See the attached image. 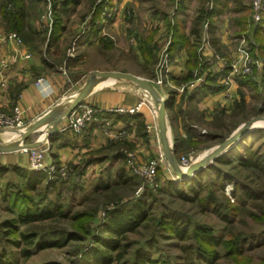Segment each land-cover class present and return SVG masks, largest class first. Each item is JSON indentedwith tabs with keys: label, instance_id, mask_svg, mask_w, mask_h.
<instances>
[{
	"label": "rangeland",
	"instance_id": "374dc122",
	"mask_svg": "<svg viewBox=\"0 0 264 264\" xmlns=\"http://www.w3.org/2000/svg\"><path fill=\"white\" fill-rule=\"evenodd\" d=\"M76 1L77 4L73 3L67 7V13L61 14L58 10L61 9V4L58 0L57 2H54V0H23L28 15V22L29 24L31 23L38 33V35L32 37V45L40 47L41 53L43 50L48 51L49 48H52L53 52L57 51L58 57L52 59L54 63L65 66L72 62L75 65L76 71L78 69V73L80 74H87L91 68L107 66L131 71L136 74L140 73V71L142 73V70L150 72L154 68L153 71L157 75V67L160 60L163 55L169 54L168 48L174 39V18L166 17L167 12L163 8V0H133L136 4L138 3L135 8L131 5L132 1L128 2L127 0H125V4L123 0H120V2L118 0ZM244 1L248 4L249 12L245 16L244 23L239 26L238 31L243 36H241V39L235 40V48L243 46L242 48L249 53L254 63L251 65V72L244 75L245 78L242 80V76L231 78L232 82L236 85L235 95L231 96V103L226 108L218 107L209 116H205V114L189 115L187 121L195 126L192 133L188 135L190 137L195 135V139H199V141L201 139L206 140L205 142L191 140L195 144L189 145V149L184 148L181 151L182 155L177 159L179 167L181 157H185L190 166L212 152L224 140L232 137L238 127L251 119L264 117V26L261 24L264 21V16L261 22H254L251 9L252 0ZM53 4L56 6L57 16L60 17L63 23L64 33L60 36L59 40L47 47L46 43L48 42L49 31L55 15L52 7ZM97 5H102V10L100 15L96 17ZM262 7L264 9L263 0ZM259 25L262 28L257 33L256 28ZM178 34L181 35L182 33L178 32ZM89 37L93 39L91 42L84 41ZM185 41L187 42V40ZM143 44H151L149 47L155 46L157 48L154 64H144V60H142V56L139 53V48ZM104 45H108V47ZM193 45L196 46L195 43ZM29 52L31 53L30 50ZM67 55L71 56V58H66ZM197 55L194 69H196L198 64L200 66L202 62L200 52ZM218 58L217 60L223 61ZM41 61L48 63L44 55H42ZM238 65L239 67L241 66L240 64ZM90 74L88 73L86 77ZM219 74L222 76L218 77V79L222 77L223 79L226 78L225 71H220ZM211 75L213 76V74ZM160 77L165 81L168 80L169 76L168 74H163ZM154 78L146 80L152 81ZM72 91H68L64 98L72 94ZM148 104L151 105L150 103ZM178 104H180V101ZM169 115L171 116L170 113L168 117ZM207 134L215 135L218 138L212 140L206 137ZM169 137L171 140L172 136L170 135ZM17 139H19V136L16 135V139L10 142ZM239 141H241L242 147L248 149L250 153H256L264 158V123H258L256 128L242 136ZM122 147L121 151L125 155V158L118 165H121V163L125 164L128 155L135 158L134 153L128 145H122ZM19 153L21 152L19 151ZM4 155L6 154H0V157ZM22 155H27V161L23 162L27 166L23 169L29 170L28 154L22 153ZM155 156L153 155L148 160L153 159ZM48 161L44 156V163H48ZM13 162L15 163L14 167L22 168L19 166L21 165V160ZM104 163L106 164L105 168L102 165L101 170L99 168L92 170L95 173V175L93 174L94 178L101 174V176L96 178V181L91 180L92 173L87 172V163L80 165H73V162L70 161L58 164L53 163L56 168L64 165L67 169L65 177L60 178L63 182L54 185L48 195L53 205L59 206V211L63 213V217L55 214L47 220L27 224L16 223L17 231L10 228L6 239L8 241L18 240V233H22L27 235L35 234L37 237L48 235L47 238H43L42 240L58 241L59 239H63L65 234L79 230L77 225L86 223L85 220H73L75 215L80 213H88L91 217L93 216L91 222L88 224V230L90 229L92 232L96 227H99L98 225L102 223L105 215L113 210L115 206L124 205L130 201L141 200L148 210L149 218L136 232L130 233L126 237V241L133 244V249L140 247L141 243H145V253L150 259L158 261L166 260V262H171V264H183L189 258L195 260V262H199V260H196L198 257L191 246L195 243L192 236L185 241H180L165 232L154 234L157 231L154 228V224L156 220L162 218L165 221L173 223L175 227L187 225L190 228V234L192 228L196 226L209 228L213 237L220 241L245 236V243L242 244L240 256L233 257L230 260V258L224 255L223 249L218 246L216 248L218 257L215 264H260L261 259H264V221L257 219V216H264V165L261 169L253 171L241 168L236 164L216 163L214 164V168L218 170V175L216 171L208 169L209 166L213 165V162L198 173L200 175L198 178L199 184H192L193 187H196L194 189H196L197 194L189 190L190 185L187 184L185 186V194L188 197H195L197 195L195 201H191L194 198L188 201L182 200L173 191L174 188L180 190L183 186H179L180 184L176 181L166 161L158 168L157 187L155 190L146 188L141 180H128L127 176L119 177L114 181L112 174L107 172L111 167L109 159ZM6 166L10 167L11 165ZM6 166L0 163V189L16 190L18 187L15 186V183H20V180L17 179L18 177H15L16 175L13 170L1 169V167L7 168ZM29 171L31 172V170ZM37 173L43 176H41L43 181L39 182V186L37 187V191L40 193L46 183L47 175L42 171H37ZM225 177L230 182L224 183L222 178L224 179ZM139 188L142 189L140 192H138ZM17 192L20 193L21 189L19 188ZM233 192H235V196ZM29 195L33 201H39L38 197L32 194ZM208 197L217 199V210L221 215H217L212 211L211 206L202 204V200ZM13 199L10 196L3 200L2 195H0V225L6 221H17L19 219L17 210L10 209L8 206V204L12 203ZM19 200L16 202L20 203ZM233 206L237 210L228 211ZM24 209L25 207H20L19 211H24ZM225 215L228 218L224 219ZM126 241L124 240V242ZM152 242L153 244H149ZM8 243L5 246H1L0 244V249H3L0 250V253L4 251L6 253L10 251L15 252V262L17 264H44L48 262L73 264L76 261L78 262L79 259L76 254L78 253L79 255L82 251V246L87 245L85 240H72L62 248L53 247L38 250L29 258L22 259L18 255L17 248L11 247ZM24 246L22 244V247ZM181 246H189L191 248L181 251Z\"/></svg>",
	"mask_w": 264,
	"mask_h": 264
},
{
	"label": "crops",
	"instance_id": "0c3cea01",
	"mask_svg": "<svg viewBox=\"0 0 264 264\" xmlns=\"http://www.w3.org/2000/svg\"><path fill=\"white\" fill-rule=\"evenodd\" d=\"M118 1L120 2V0ZM127 1H132L131 5L134 8L138 4L133 0ZM163 2V8L167 12L166 17L174 18V27L187 40L185 47L179 51L169 52L167 71L169 77L166 80V86H163V91L161 92L162 96L167 98L168 101L174 95V107L167 108L166 111L167 138L171 143L174 139L186 141L187 135L194 130L195 125L187 121L189 115L205 114V116H209L214 109L218 107L226 108L231 103L230 98L232 99L231 96L235 95L236 85L231 80L225 90L221 83L225 78L218 79V77L222 76L219 74L220 71L228 70V68H224L221 60H217V57L222 59L227 65L239 59L238 48H235V40H239L243 36L238 30L239 26L244 23L249 8L244 0H220L218 2L215 9L216 13L208 20L207 34L209 43L203 47L200 53L202 56L200 66L198 64L196 69H194L195 61L193 62L189 54L195 52L196 57H198V49L202 46V37L205 32L202 25L200 30H198L199 34L197 37L191 34V29L193 21L197 18L206 0H163ZM123 3L125 4V0H123ZM3 33L6 32L0 18V34ZM92 40V37H89L84 41L91 42ZM28 46L30 47L29 44ZM26 52L31 54L29 59L23 58V54ZM54 52L52 48H49L48 51L43 50L41 53L40 47L37 50H33L25 44L22 47H16L13 41L0 42V55L10 59L9 65L3 71L5 86H0V110L10 114L15 107L20 108L26 127L36 122L46 113L60 111L64 105L72 101L79 89H81L88 73L95 71L128 73L148 79V75L143 70L142 73L140 71V73L136 74L131 71L107 66L91 68L87 74H80L78 69L76 71L72 62L65 66L56 65L52 59L58 57V52ZM42 55L46 57L47 64L42 63ZM66 58H71V56L67 55ZM238 64L241 65V63ZM225 72L226 74L228 73V71ZM39 76L44 79V88L47 90L41 91L35 86L34 83ZM213 77L215 78V83L222 86V91L206 93L204 88L209 83L208 79ZM191 82H194L193 89L185 86L180 91L181 85H187ZM71 90H73L72 94L64 98L65 94ZM142 97L147 99L148 102L151 101L146 93L135 87H116L110 84L99 85L84 100V103L99 110L95 122L80 133L64 130L52 135L49 143H47L49 152L46 155V159L57 164L67 161L73 162V165L87 163V172L92 173V181H96V178L101 176L100 174L94 178L95 173L92 170L98 168L101 170L102 165L105 168L106 164L104 162L109 159L111 167L107 172L112 174L114 181L119 177L127 176L125 164L121 163V165H118L122 159L118 156V152L114 151L116 147L113 145L117 142H124L130 147L137 161L141 163L147 161L153 155H157L161 152L160 145L155 140V137L150 134L147 135L144 133L145 130H143L144 126L156 123V115L152 112L149 104L143 105L132 116L107 114L106 111L119 107H135ZM179 101L181 105L178 104ZM150 103L152 104V102ZM152 106L155 105L152 104ZM169 113L171 116L169 115L168 117ZM65 120V118L60 120L56 128L63 126ZM105 122L108 126H105ZM116 131L123 132L124 137L122 139H111L109 134ZM106 132H109V134ZM170 135L172 136L171 140ZM35 136L37 137L35 138ZM40 138L41 131H37L31 134L26 141L27 143H34ZM0 159V163L3 166L11 165L10 167H14L15 163L13 161L16 160H21L20 167L26 168L27 166L23 164V162L27 161V155L23 156L19 152L8 153L1 156ZM86 176L88 177V175Z\"/></svg>",
	"mask_w": 264,
	"mask_h": 264
},
{
	"label": "trees",
	"instance_id": "16d2710c",
	"mask_svg": "<svg viewBox=\"0 0 264 264\" xmlns=\"http://www.w3.org/2000/svg\"><path fill=\"white\" fill-rule=\"evenodd\" d=\"M219 1L220 0H215L214 6L210 10L204 5L202 6L197 18L193 21V26L191 29L192 35H196L198 37V30H200L201 26L206 21H208L214 13H216L215 9ZM54 2H57V0H54ZM58 2L61 4V9H58L61 14H63L64 12L67 13V7L70 6V4H77L76 0H58ZM97 6L98 7L96 9V17L100 15L102 10V5ZM52 7L55 15L53 23L51 25V29L49 31L48 42L46 41L47 47L50 44H53L54 42L59 40L60 36H62V34L64 33L63 23L60 17L57 16L58 12L56 11L55 4H53ZM0 18L2 21V26L6 33H16V35L20 38L23 44H25L28 48L31 47L33 50H37L39 48L37 46L32 45L31 39L33 36L38 35V33L37 30H35L34 27L31 25V23L29 24L28 22V15L23 0L1 1ZM261 24L264 26V21H262ZM261 28V25L256 28L257 33L259 30H261ZM173 32L174 39L171 41V44L168 48V52L170 53L172 51H179L187 45V42L185 41L186 39L182 34H178L179 31L176 30V27H174ZM43 41L45 43V39ZM28 44L30 45V47L28 46ZM104 46L108 47V45ZM149 46H151V44H143V46L139 48V53L141 54L142 60H144V64L146 65H150L151 63L154 64L156 61L155 54L157 48L155 46ZM190 56L193 62L196 61L197 57L195 55V52H191ZM42 63L47 64L45 61H42ZM153 70L154 68L150 72L148 70H143L148 75V80L154 78L155 73ZM244 78L245 76L241 78V80ZM208 81V85L206 86V88H204V91L206 93H214L222 90V86L217 85L215 83L214 77L208 79ZM173 107L174 95L172 96V99H170L169 101L167 100L166 102V108L170 109ZM145 129L146 127L144 126L143 130ZM144 133H146V131ZM206 137L211 138L212 140L218 138L215 135L209 134H207ZM195 138V135L191 137L190 135H188L186 141H178L177 139L173 140V148L175 151L176 159H178V157L182 155L181 151L184 148L189 149V145L195 144L192 143L191 140L196 142H205L206 140L201 139L199 141V139ZM240 142L241 141L235 143L227 152H225L222 156L218 157L214 161L213 165H211V167L209 166L208 169L214 170L216 171V174H218L219 172L216 168H214V164H220L222 162L227 164H236L241 168L247 170L255 171L261 169L264 165L263 156L257 155L256 153H250L248 149L242 147L243 145H241ZM122 145L126 146V144L123 143H116L113 146L116 147L114 151L118 152V156L121 159H124L125 155L121 151L123 148ZM1 169L13 170L16 175L15 177H18L17 179L20 180V183H15V186L18 188H16V190L12 189L13 191H9L7 188H4L5 190H3L2 188L0 189V195H2L3 200L7 199L10 196L14 198L12 203L8 204V206L10 207V209L17 210L16 212L19 218L17 219V221L10 220L0 225V244L1 246H5L6 243L10 242L8 244H10L11 247L17 248L19 252L18 255L20 258H29L38 250H45L53 247L62 248L72 240H85L87 245L82 246V251L79 253V255L78 253H75L79 259L78 262L76 261L73 264H171V262H166V260L158 261L150 259L145 253V243H141V246L139 245L140 247L133 249V244L126 241V237L130 233L136 232V230L149 218L148 210L141 200H135L132 202L130 201L124 205L115 206L113 210L109 211L105 215L104 219L102 220V223L98 225L99 227H96L95 230H93L92 232L90 229L88 230V224L91 222L93 216L91 217V215H89L88 213H80L76 214L73 220H85L86 223H84L83 225H77V228L79 230H75L71 233L65 234L63 236V239H59L58 241H43L42 239L47 238L48 235L37 237L35 234L27 235L22 233H18V240L8 241L6 239L7 232L10 228H13V230L17 231L15 226L16 223L18 224L19 222H21L27 224L47 220L53 217V215L55 214H58L59 216L63 217V213L59 211V206L53 205L52 200L48 198L49 192L53 189L54 185H57V183L61 184L63 181L60 179L59 176H57L53 180H49V178L47 177L46 183L42 188V192L39 193L37 191V187L39 186V182L43 181V179H41L42 174L33 171L30 172L27 169L18 167H1ZM199 176L200 175L197 174L189 180H178L177 182L180 184L179 186H183V188L180 190L174 188L173 191L178 194V196L181 197L182 200L190 201L192 198H194L191 201H195L197 199V195H195V197H188L185 194V186L187 184L190 185L189 190L197 194L196 189H194L196 187H193L192 184H199ZM222 180L224 181V183L230 182V180H227V177H225L224 179L222 178ZM19 188L21 189L20 193L17 192ZM29 194L38 197L39 201H33L31 199L32 197ZM233 195L235 196V192H233ZM239 197H241V195H239ZM17 200H19L20 203H17ZM202 202V204L206 206H211L212 211H214L217 215H221V213L217 210V199L213 197H208L207 199L202 200ZM20 207H25L24 211H19ZM231 208L232 209H229L228 211L234 209L237 210V208L234 206ZM223 218L226 219L228 217L227 215H225V217ZM257 219L259 221H264V216H257ZM154 228L157 230L154 234H156L157 232H165L180 241H185L187 238L192 236V239H194L195 243L191 246L198 257V259H195L199 260V262H195V260L189 258V260L186 259L185 263L183 264H215L216 258L218 257V253L216 251V248L218 246L223 249L224 255L227 258H230V260H232L233 257L240 256L242 252V244L245 243V236H242L241 238L237 239L232 238L223 241H220L218 239L216 240L213 237L211 230L203 226L193 227L192 232L190 234V228L187 227V225L183 227H175L173 223H171L170 221H165L163 218L156 220ZM124 240L126 242H124ZM22 244H24L25 246L22 247ZM149 244H153V242ZM189 248L191 247L181 246L180 250L186 251ZM0 250L3 249L1 248ZM15 260L16 255L13 251H10L8 253L4 251L0 253V264H17ZM44 264L60 263L48 262ZM260 264H264V259H261Z\"/></svg>",
	"mask_w": 264,
	"mask_h": 264
},
{
	"label": "built area",
	"instance_id": "2783aa9c",
	"mask_svg": "<svg viewBox=\"0 0 264 264\" xmlns=\"http://www.w3.org/2000/svg\"><path fill=\"white\" fill-rule=\"evenodd\" d=\"M215 0H206L205 7H207L209 10L212 9L214 6ZM251 9H252V17L254 19V22L258 23L261 22L264 16V9L262 7V0H252L251 3ZM208 22L206 21L203 24V30L205 32V35L202 37V46L198 49V52L201 53L203 47L205 45H208L209 38H208ZM1 41H13L16 47H22V41L20 38L16 35V33H3L0 34V42ZM169 43V42H168ZM168 46V45H167ZM237 49V53L239 55V59H237L235 62L231 63L230 65H227L224 61H221L224 68H228V71L226 74V78L222 80V85L225 87V90L229 84V82L232 80L233 77H239L244 76L247 74H250L251 72V65H253V61L251 60L249 53L242 48ZM31 57V54L29 52H26L23 54L24 59H29ZM168 61L169 57L168 55H163L162 59L160 60V63L158 65V73L155 74L154 80L151 81V83L160 90V92L163 91V86L166 84V80L163 81L160 77V75L167 74L168 71ZM10 59H7L5 57H2L0 55V86H5V79L3 78V71L7 68L9 65ZM238 63H241V66L239 67ZM44 79L38 78L35 81V86L39 88L41 91L45 90L44 88ZM189 87L192 88L194 86V82L189 83L187 85H181L180 91H182L184 88ZM47 90V89H46ZM150 102L147 101V99L143 98L140 99V101L136 104L135 107L132 108H113L106 111L107 114H116L119 116H132L136 114L139 109ZM151 104V103H150ZM151 110L156 115V108L155 106H152L151 104ZM99 110L96 109V107L91 106L86 103H81L74 111H72L68 117L65 119V124L61 127L56 128V132H61L64 130H69L75 133H80L83 129H85L87 126L91 125L95 122L96 116L98 115ZM105 126H108L105 122ZM26 128V124L23 118V113L20 110V108L15 107L12 111V113L7 114L0 110V130L3 131H10L15 132L16 135L18 133L22 132ZM146 134H150L156 138L157 143L159 144L158 140V128L156 123L146 126ZM54 133V134H55ZM109 134V132H106ZM124 133L121 131L111 132L109 134V137L112 139H122ZM16 139V138H15ZM47 141L42 143L41 146L35 148V149H24L21 150V153H27L28 154V161H29V170L33 172L42 171L45 172L49 180L56 178L59 176L60 178H64L67 169L64 165H60L58 168L55 167L53 162L44 163V156L46 157L48 145ZM160 145V144H159ZM166 161L164 156L162 155V152H159L153 159L148 160L144 163L138 162L133 156H127L125 161V167L127 169V178L129 179H138L141 180L144 183V186L146 188H151L152 190H155L157 187V169L162 166V163ZM179 164V163H178ZM189 166L188 160L185 157L180 158V168L181 169H187ZM142 189L139 188L138 192H140Z\"/></svg>",
	"mask_w": 264,
	"mask_h": 264
},
{
	"label": "water",
	"instance_id": "95a60500",
	"mask_svg": "<svg viewBox=\"0 0 264 264\" xmlns=\"http://www.w3.org/2000/svg\"><path fill=\"white\" fill-rule=\"evenodd\" d=\"M101 84H110L112 86L120 87H135L141 89L146 93L152 103L156 107V125L158 128V140L162 155L167 164L170 166L173 176L176 181L189 180L194 175L200 173L204 168L212 164L218 157L227 152L239 139L251 132L258 123H264V117H257L246 122L244 125L238 127L234 135L222 143L208 155L194 162L187 169H181L178 165L173 142L167 138V116H166V102L167 98L163 97L161 92L146 79L128 74L117 72H92L84 81L81 89L78 91L74 99L67 105H64L60 111L56 113H46L33 124L27 126L22 132L18 133L19 139L13 142L3 143L0 139V154H8L19 152L21 150L35 149L41 146L42 143L48 142L49 136L56 132V126L60 120L69 116L81 103L84 102L87 95ZM55 118V119H54ZM3 130L0 131V134ZM41 131V138L34 143H26L27 138L34 132Z\"/></svg>",
	"mask_w": 264,
	"mask_h": 264
},
{
	"label": "bare ground",
	"instance_id": "6f19581e",
	"mask_svg": "<svg viewBox=\"0 0 264 264\" xmlns=\"http://www.w3.org/2000/svg\"><path fill=\"white\" fill-rule=\"evenodd\" d=\"M104 85H108V84H104ZM15 138H16L15 132H10V131H4V132H2L1 141L3 143H8V142L14 140Z\"/></svg>",
	"mask_w": 264,
	"mask_h": 264
}]
</instances>
